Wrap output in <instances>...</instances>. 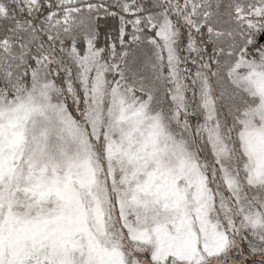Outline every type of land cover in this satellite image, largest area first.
Instances as JSON below:
<instances>
[{"label":"rangeland","instance_id":"374dc122","mask_svg":"<svg viewBox=\"0 0 264 264\" xmlns=\"http://www.w3.org/2000/svg\"><path fill=\"white\" fill-rule=\"evenodd\" d=\"M150 1L0 0V264H203L260 237L264 63L247 53L264 0H192L217 56L196 63L190 39L180 70L179 30ZM114 12L133 46L107 68L95 23Z\"/></svg>","mask_w":264,"mask_h":264},{"label":"trees","instance_id":"16d2710c","mask_svg":"<svg viewBox=\"0 0 264 264\" xmlns=\"http://www.w3.org/2000/svg\"><path fill=\"white\" fill-rule=\"evenodd\" d=\"M143 2H147L145 6H149L151 5L150 3H153V1L151 2L150 0H143ZM190 2H192V0H165L161 7V11H163L166 19L169 20V24H171L168 25L170 27L173 26L174 28H178L179 30V37L172 36L173 44H175L174 48L177 54L179 70L185 67L184 61L186 57L185 55L187 53L186 47L188 42H190V39H193L194 41V51L190 52L188 57L193 61H196V63L198 61L202 64H206V62L207 64H211L213 59L217 56V47L212 41L208 29L205 26L197 29L192 23H188L187 19H185L187 16V7ZM136 3L140 5L139 1ZM43 4H45V2L40 3L42 7H44ZM139 14L141 13L139 12ZM130 17L132 16L123 12H114L97 17L95 23L96 36L93 45L95 50L101 52L102 59H100V62L103 63L104 66L107 67L113 63H109V55L112 50L118 53L120 57L122 50L125 49L127 44L128 48H132V28L129 23ZM39 20L40 19H38L36 15L33 16V25L35 26ZM260 20L264 21V16H262ZM156 28L157 27H155L151 33L154 32L155 34ZM39 34L41 36V30H39ZM38 45L39 44L36 43L30 49V53L28 55V65L20 83V85L25 88L30 87L34 82L33 72L35 70V60L32 56L34 53H36L35 51ZM77 48H80V52L83 53L82 43H79ZM248 55L250 57H259V59H262L264 63V31L254 35V43L248 48L247 56ZM50 68L53 72V65L50 66ZM194 68L196 69V64L192 65V69ZM52 78V82L55 83V85L60 89V96H62L63 99L70 100V94L67 93L65 87H60V85L64 84V80L60 81L59 78ZM4 90H6L5 86L0 84V92H3ZM66 106L71 117L81 126L87 127L86 120L83 118V104L78 105L77 108L75 107V104L73 105L72 103L70 104L67 102ZM77 109L80 110V114L77 112ZM245 110L246 109H241L243 112ZM242 115L244 114L242 113ZM187 121L193 123L194 125L196 124L194 119H188ZM259 232V238L249 239L248 237H244L242 235V237L239 239L240 244H238V239L236 238L237 242L234 243L233 246L227 248L223 253H221V255H218L217 257H214L203 264H264V224L262 225V228ZM254 243L256 245H253Z\"/></svg>","mask_w":264,"mask_h":264}]
</instances>
